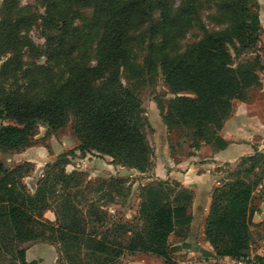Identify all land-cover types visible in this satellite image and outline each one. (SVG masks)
<instances>
[{
    "label": "trees",
    "instance_id": "obj_1",
    "mask_svg": "<svg viewBox=\"0 0 264 264\" xmlns=\"http://www.w3.org/2000/svg\"><path fill=\"white\" fill-rule=\"evenodd\" d=\"M38 1L44 6V24L52 27L44 48L22 32L34 21L32 15L17 9L15 0H3L0 9V52L9 53L0 71L12 66L17 76L22 69L20 86L0 83V150L27 148L38 125L53 134L70 117L79 142L46 164L33 191L23 181L29 162L8 168L0 160V261L38 264L27 260V242L47 239L57 242L66 264H121L124 252L153 254L162 264H178L185 259L178 251L186 246L192 221L191 189L161 177L142 182L133 223L120 220L113 226L116 222L105 221L108 212L95 195L103 185L118 187L120 179L95 183L82 170L67 172L65 165L78 150L109 156L113 163L142 173L152 166L140 93L158 67L174 94L166 108L159 106L166 126L183 129L195 148L216 140L223 145L218 131L232 113L231 101L261 84L257 71L264 64L256 53L261 24L255 1L221 0L226 28L205 31L178 53L166 51V39L156 45L151 41L158 33L174 42L175 32L190 25L198 0H181L175 10L169 0H88L92 12L78 18L83 0ZM146 33V52L139 62L135 48L145 43ZM42 56L45 60L38 62ZM263 159L264 153L255 149L235 165L227 162V180L209 195L204 235L213 256L250 255L259 178L250 180L249 175ZM47 210L53 211L54 220L44 217ZM121 228L124 240L112 238Z\"/></svg>",
    "mask_w": 264,
    "mask_h": 264
},
{
    "label": "rangeland",
    "instance_id": "obj_2",
    "mask_svg": "<svg viewBox=\"0 0 264 264\" xmlns=\"http://www.w3.org/2000/svg\"><path fill=\"white\" fill-rule=\"evenodd\" d=\"M15 1L17 3V9H25V14L32 15L34 20L29 28L25 29V27H23L22 32L27 33L37 45H39L41 48H44L46 34L52 30V27L46 26L42 19L44 6L38 0ZM180 1L181 0H169V3L173 7V10H175ZM254 1L256 3L255 9L259 14V20L261 24L259 39L256 45V53L259 54L260 62L264 64V0ZM2 3L3 0H0V9ZM221 3V0H198V6L196 12H194L190 25L185 24L181 26L180 29L177 30V32H175L174 42H171V39H169L164 34L156 33L158 36H155L153 38V40L151 41L152 44H160L164 39H166V51L178 53L182 52L185 47L191 42L199 40L203 36L205 31L215 32L225 29L228 25V17L225 13H222L219 10ZM92 8L93 6L90 1L83 0L78 5L76 13L77 17L75 18L90 14L92 12ZM158 12L159 11L156 9L154 11L155 15H158ZM146 39H148L147 33L144 35V41ZM146 42L147 41H145L144 44L140 43L139 45H136L137 47L135 48V52H137V59L139 62L142 61L143 54L146 52V50L144 49ZM8 56L9 53L0 52V66ZM44 60L45 56H42L39 60L37 59L38 62ZM21 72L22 69L17 70V76H15L12 66L9 70L6 69L2 72L0 71V83H7L12 86L11 88L20 86ZM257 74L258 78L264 79V69L258 70ZM122 80L126 83V79L123 74ZM261 84L258 83L250 86L247 89L246 96L244 98L233 99L231 101V110L234 108L236 102L239 103L240 101L246 102L251 107H255L256 109L262 106L261 109H263L264 89L262 88H264V86L263 82ZM183 93L193 95V93L190 91H185ZM140 96L145 107V114L149 124V128L147 129V137L153 149L152 166L146 172L142 173L133 168H126L119 164H115L111 161L112 158L109 156H99L96 153L83 154L78 150H76L75 155H68V163L65 165V169L67 172H71L75 169L82 170L85 174L84 178L95 181V183L102 182V180H108L113 176L120 179L116 183V185L119 184L118 187L115 186L112 187L113 189H111V187L103 185V189L98 191V193L95 195L99 196V204H103L102 208L104 207V209L108 212L109 216L107 215L105 221L111 223L116 222L113 226L119 223L121 224V222H119L120 220H122V222L129 221L133 223L131 216L137 211L140 193L139 184L142 182L153 180L156 177H160L156 175L155 168L157 165L158 169L160 168V171L161 167L170 165L178 160L184 161L183 164H186V160H194L193 155H195L196 150L199 148L201 149V151L196 154L198 158H203L204 156L206 157L211 153L208 147H204L208 144H203L199 148H195L192 145L191 139H189V137H185L187 135H185V133L182 131L183 129L180 130L176 127H167L164 123V120L160 114L159 106L163 104L164 108H166L168 105V100L172 98L174 94L170 91L167 83L165 82L164 75L162 74V69L160 67H158L157 70L153 72L151 83L142 88ZM262 117L264 118V115ZM72 121L73 118L70 117L68 124L53 134L47 131V128L45 126L38 125L34 130L29 147L22 148L16 151L11 150L8 152H3L2 150H0V160L8 168H11L18 163H23L25 161L29 162L30 164L27 166V170L24 173L23 181L27 185L28 189L30 191H33L37 180L42 175L46 167V164L55 161L61 153L69 149H74L78 145L79 141L74 133ZM4 122L7 123L12 121H10L9 119H5ZM220 130L218 131V135L220 133ZM181 131L183 132V134H181ZM213 143L215 145H219L220 141L216 140ZM258 146H260V148H258ZM258 146L255 149L261 150L264 153V143H260L258 144ZM235 163L236 162H232L233 165H235ZM209 168H211L210 171L213 172L215 176L212 178V181L209 179V181L207 180V185H204L206 183L205 180L201 181V185L208 186L210 190H213L216 186L221 185L227 180V161L220 162L219 164L216 163L214 167L210 166ZM169 178L170 177H166V179ZM249 178L250 180H256L257 178H259L254 192H257V189L259 190L260 188H263L264 159L258 162L254 171L250 173ZM169 181L175 182L177 180L169 179ZM213 181L214 184H212ZM84 204L85 202L83 201L82 207L86 212V206ZM44 217L51 220L55 219V215L51 210H47L44 213ZM106 224L109 223H105L102 226H105ZM99 229L103 230L104 228ZM121 230H123V228L116 229V232H114L112 238H117L118 240L121 239L123 241L126 237V233H124V230L123 232ZM252 230L253 244L257 243L255 238L258 237V235L254 229ZM115 236H118L119 238ZM263 236L264 226L261 228L260 233V237ZM171 238H175V236L172 235ZM41 242L55 245L58 256L55 264H66L64 260H61V258H59L57 242L49 241L47 239H37L34 241H28L27 244L31 245ZM256 257L260 259V264H264L263 257H261L260 255H256ZM159 259L162 260L160 257L153 254H145L142 252H124L120 257V263L143 264L144 261H148L151 264H162L163 260L160 261ZM0 264H3V262L0 261Z\"/></svg>",
    "mask_w": 264,
    "mask_h": 264
},
{
    "label": "crops",
    "instance_id": "obj_3",
    "mask_svg": "<svg viewBox=\"0 0 264 264\" xmlns=\"http://www.w3.org/2000/svg\"><path fill=\"white\" fill-rule=\"evenodd\" d=\"M262 82L264 86L263 78H261ZM240 102H236L231 115L220 130L219 135L223 145H215L213 141L204 146L211 151L206 157L198 158L196 156L201 151L199 148L200 150L197 149L195 155H193L194 160H186V164H183L184 161L178 160L170 165L161 167L160 171L158 165L155 168L156 175L162 178L170 177L169 179H175L193 191L190 207L192 221L188 234L184 238L186 246L178 251V253L185 256V259L180 260L178 264H235L236 259L229 256H213L212 247L205 238V205L212 189L210 190L208 186L204 185H207L209 180L212 181L215 176L210 171V166L214 167L216 163L219 164L224 161L237 162L241 156L253 153L258 144L264 143V118L262 117L264 108L261 109V106L256 109L246 102ZM203 180L206 183L201 185ZM212 184H214V181ZM262 187L259 190L257 189V192H254L253 197V229L258 237L255 238L257 243H253L250 250V254L260 255L261 257L264 255V236L260 237L261 228L264 226V186ZM57 257L56 247L53 244L41 242L26 245L27 260H37L38 264H55ZM143 264L151 263L144 261Z\"/></svg>",
    "mask_w": 264,
    "mask_h": 264
},
{
    "label": "built area",
    "instance_id": "obj_4",
    "mask_svg": "<svg viewBox=\"0 0 264 264\" xmlns=\"http://www.w3.org/2000/svg\"><path fill=\"white\" fill-rule=\"evenodd\" d=\"M262 257L264 258V255H262ZM235 264H260V259H258L255 254H250L247 257L236 259Z\"/></svg>",
    "mask_w": 264,
    "mask_h": 264
}]
</instances>
